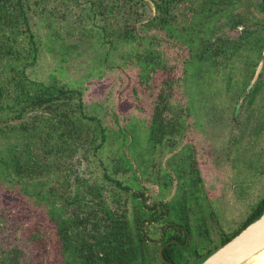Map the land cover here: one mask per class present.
Masks as SVG:
<instances>
[{
  "label": "trees",
  "instance_id": "16d2710c",
  "mask_svg": "<svg viewBox=\"0 0 264 264\" xmlns=\"http://www.w3.org/2000/svg\"><path fill=\"white\" fill-rule=\"evenodd\" d=\"M47 1L0 0V134L8 138L6 145L0 147V183L8 195L7 210L12 212L11 207L16 203L17 191L21 194L22 200L27 198L30 201L29 208L21 210L28 215L27 219L32 223L38 220L46 225L55 241L58 238L65 239V232L70 226L69 219L65 216L68 206H74L72 208L74 217L70 218L74 222L77 218L76 210L81 211L84 207L83 200L89 195L90 199L94 200L103 194L104 187L97 183H81L77 181L80 179L75 181L73 174L69 172L71 171L69 165L80 150L85 157L90 153L95 155V152L104 146V141H107L108 128L98 117L86 112L81 89L57 81L39 80L30 74L38 64L43 48L48 45L47 39L44 40L41 33L34 28L36 24L34 14L42 12L41 16H44L43 11L47 10L44 4ZM67 1L82 7V14L91 25L87 27L86 32L96 40L101 50L106 49L105 58L110 57L113 50L125 51L121 53L124 59L122 64L110 68H120L128 61L133 62L139 69V76L144 77L149 61L151 64L155 63L158 56L155 55L154 47L145 48L148 38L139 32L143 31L144 27L155 26L174 35L179 31L176 11L183 0H153L158 14L148 23H143L142 29H139L136 23L141 20L136 5L142 0H60L62 5ZM262 2L264 4V0ZM258 3H260L258 0H199L198 5L195 4L197 6L191 7L194 11L192 26L196 21L202 22L210 18L212 21L208 23V27L214 32L220 26L215 22L221 18L226 17L232 25L248 20L251 14L245 18L241 13L235 12L236 8L243 4L247 7L251 4L258 7ZM261 26L264 28V18ZM200 27L201 25L198 28L188 27L189 32L183 33L182 40L189 49V52L185 53L187 56L185 68L187 72L191 71L185 78L189 85L198 88L205 77L210 75L209 71L220 64L216 52L219 41L213 46L208 45L207 38L198 36L201 33ZM192 33L194 36H191ZM256 36L255 31H252L246 38L233 41L224 58H230L232 63H235V58L244 48V40H247L245 46L253 49L257 47L260 51L262 46H259ZM149 43L153 45V41ZM64 59L62 57V60ZM35 111L38 112L33 118L23 120ZM160 116L161 112L157 110L154 114L156 128L162 122ZM12 120L20 122L12 124L10 122ZM119 159L124 160V155ZM73 183H76V187L69 190ZM124 188L129 190L128 186ZM34 202L42 204L37 212L32 208ZM57 203L60 204L56 206ZM103 210L112 218L107 234L114 239L113 241H117L119 246L120 244L123 246L120 248L121 252L129 254V259H137L140 253L144 258L147 255L152 258V251L141 247L143 243L138 237L140 232L135 229L133 222L116 218L105 201ZM263 212L264 196L253 205L241 227L224 237L218 245L197 254L196 259L190 264H196V261L203 258L206 253L230 240ZM136 214H140L138 228H141L144 218L151 215L149 210L145 211L142 208H138ZM154 215L155 213L152 214ZM18 218L24 234L29 240L37 242L39 234L31 231V223L26 226L28 220ZM127 238L126 246L124 241ZM172 247H164V258L171 264H177ZM65 249L62 247V250ZM18 254L17 248L0 249V264H15ZM36 257L35 253L34 260Z\"/></svg>",
  "mask_w": 264,
  "mask_h": 264
},
{
  "label": "flooded vegetation",
  "instance_id": "af4514ba",
  "mask_svg": "<svg viewBox=\"0 0 264 264\" xmlns=\"http://www.w3.org/2000/svg\"><path fill=\"white\" fill-rule=\"evenodd\" d=\"M258 2H260L258 7L253 4L250 7H247L246 4L241 5L246 8V13L237 10L241 6L235 10L236 13H241L245 18L248 17V14H251L248 17L249 21L244 20L232 25L224 17V23L220 22L222 18L215 22L216 25L220 26L213 32L208 27V23L212 21L210 18L202 22L196 21L194 22L195 25L192 26L194 11L191 7L197 6V3H199V0H194L190 4L189 20L185 26L180 24L178 10L176 11L179 31L174 35L168 34L160 27L156 28L162 31L165 34L164 36L144 34L148 38L145 48L154 47L155 55L158 57L155 63L151 64L149 61V66L144 71V77H140L138 67L133 62H129L131 67L137 71L136 75L130 78L127 87L124 88V94H126V97H124L125 105L132 106L129 114H126V118L128 117L129 120L125 125L132 132L131 138L126 136L124 127H120V133L123 137L116 144L117 150L111 148V155L108 156L110 162L106 163L102 160L99 166L102 175H96L94 178L90 177L89 173H86L88 165L83 169L82 165L92 158L95 161L98 160L99 154L109 147L111 142L110 133L112 132V129L107 127L99 116L95 115L108 128L107 141H104V146L100 147L95 155L90 153L85 157L83 151L80 150L73 158V167L70 163L71 171L69 172L73 174L75 181L80 179L77 181L90 184L97 183L104 187L103 194L94 200L90 199V195L86 200H83L84 207L81 211L76 210L77 218L74 222L70 220L74 217L72 211L74 206H68L65 216L69 219L68 225L70 226L65 232V239L58 238L54 241L49 228L44 233L40 232V229L34 231L39 234L36 243L42 245L40 248H46L48 260H52L55 264H137L141 260L144 262L152 261L155 264H171L170 261L164 258L163 251L164 247L173 246L172 249L177 264H190L191 261L196 259L197 254L218 245L224 237L232 234L220 228L221 222L214 207L212 206L211 209L210 206L204 205L205 201L200 195L202 176H194L196 172H199V169L196 166L198 161L196 160V150L193 149L194 144L191 135L192 131H198L199 120L190 121L189 119L193 115L200 117L202 109L200 103L209 98V93H216L222 88L225 92H232L234 94L233 98L235 97L238 100L237 107L239 108L245 105L246 102L251 103L260 91L264 83V66L254 85L240 103L264 56V28L261 26L264 15L258 17L255 15V12L264 14V4L262 0H258ZM155 10L157 15L156 6ZM151 19L145 23H148ZM199 25H201L199 38H207L208 45L212 46L219 41L216 52L218 62H220L209 71L210 75L205 77L200 88L192 86V84L189 85L186 81L185 77L191 74V71L187 72L185 68V59L187 58L185 53L186 51L189 52V49L182 41L183 33H188L190 27L198 28ZM224 25L240 30V35L234 38L229 37V35L217 36V31ZM153 27L155 26L144 28L149 32ZM252 31H255L256 38H258L257 42L260 47L262 46V49L259 51L257 47L255 49L249 48L248 45L245 46L247 40H244V48L241 49L239 56L235 58V63H232L230 58L225 59V53L231 49L232 42L240 38H246ZM191 36H194V33ZM166 37L169 40H174L177 44L175 42L171 45H167L168 42L164 44ZM149 41H153V45ZM172 48L175 52L170 55L169 51ZM204 49L207 50V48ZM242 60L243 63L241 64ZM114 69L116 68L112 70ZM180 86H183L185 95L186 89H200V92L196 95L194 101L191 97V100H188L186 95V98L181 102L176 97V91ZM195 103L198 106L197 109L193 108ZM157 110L161 112L162 122L156 128L154 127V114ZM37 112L31 113L37 114ZM34 116L35 114L30 118ZM195 144L197 143L195 142ZM143 145L145 147H141ZM180 145H182V148L179 150ZM157 151L162 154L172 153L168 158V163L172 165V172L165 169V172L159 175L156 171L152 163L156 160ZM121 155H124V160L119 159ZM174 180H176L177 187L174 196L167 201L159 198V201L150 204L149 198L143 190L145 183L155 182L160 192L161 189L167 190ZM125 186H128L129 190L125 189ZM75 187L76 183H73L69 186V190ZM128 196H131V210L126 205L129 200ZM104 201L109 205L112 214L116 218L128 219L131 223H134L135 229L140 232L138 237L143 243L141 247L151 250L152 258L148 255L144 258L143 254L140 253L137 259H129V254L120 251L123 246L121 244L119 246L117 241H113L114 239L107 234L108 225L112 223V218L103 210ZM36 203L42 206L39 202ZM59 204L57 203L56 206ZM114 204L117 205L114 206ZM252 207L253 205L250 211ZM138 208L145 211L149 210V213H151L149 217L144 218L141 228H138V221L140 220V214H136ZM154 213L155 215L152 216ZM143 217L141 218L143 219ZM155 217L158 219H155ZM166 218L172 219L166 220ZM210 218L212 219L211 222L209 221ZM213 232H219V236L214 237ZM124 242L127 246L128 238ZM53 244L55 247H53ZM62 247L66 249L62 250ZM52 248L53 250H51ZM36 254L39 257L37 252Z\"/></svg>",
  "mask_w": 264,
  "mask_h": 264
},
{
  "label": "rangeland",
  "instance_id": "374dc122",
  "mask_svg": "<svg viewBox=\"0 0 264 264\" xmlns=\"http://www.w3.org/2000/svg\"><path fill=\"white\" fill-rule=\"evenodd\" d=\"M193 1L184 0L180 3L178 14L182 26L188 23L190 4ZM44 6L47 9L43 11L44 16H41L42 12L34 14L36 23L34 28L41 33L44 40L47 39L48 45L43 48L39 62L30 74L39 80L57 81L69 87L81 89L87 112L99 116L104 124L112 129L109 147L99 154L97 161L92 158L82 165V169L88 165L86 173L94 178L96 175H102V170L99 169L101 161L110 162L108 156L111 155V148L117 150L116 144L123 137L120 127H124L126 136L131 138L132 132L125 125L129 120L126 114H129L132 106L125 105L124 88L137 71L131 67L129 61V64H124L123 67L109 70L112 66L122 64L124 59L121 53L125 51L113 50L110 57L105 58L106 49L101 50L96 40L86 32L87 27L91 25L82 14V7L69 1L62 5L60 0H48ZM136 6L137 14H141V20L136 23L138 28L142 29L141 25L157 12L153 0H142ZM237 10L246 13L244 6ZM255 15L258 17L264 14L255 12ZM220 22L225 21L222 18ZM142 30L139 33L158 34L159 37L165 35L156 27L149 32L145 28ZM240 32L229 25H224L217 31V36L229 35L234 38L238 37ZM166 42H168L167 45H171L175 41L167 38L164 44ZM174 52L172 48L169 54L172 55ZM62 57L65 59L62 60ZM236 76L238 77V74ZM199 92L200 89H186L187 99L194 101ZM186 95L185 91L183 92V86H180L176 91L177 100L183 102ZM233 96L232 92H225L223 88L216 93H209V98L200 103L202 106L200 117L193 115L189 119L190 121L199 120L198 131H192L191 135L198 161L196 166L199 169L194 176H202L200 195L205 201L204 205L210 206L211 209L214 207L221 222L220 228L230 234L241 226L251 206L264 195V83L251 103L246 102L238 108V100ZM193 108H198L196 103ZM34 114L36 113L28 114L24 120L27 121ZM10 122L19 124L20 120ZM7 142L8 138L0 134V147L5 146ZM181 148L182 145L178 147L179 150ZM157 153L156 160L152 163L156 171L159 175L164 173L165 169L170 172L172 165L168 163V158L172 153L162 154L159 151ZM158 188L153 181L145 183L143 190L150 204L159 201V198L163 201L171 199L177 189L176 180L165 191L161 189L159 192ZM16 195V203L11 207L12 212H10L6 208L8 195L0 183V249L17 248L19 254L15 258V264H55L47 259L48 253L45 247L40 248L42 245L29 240L24 234L18 217L27 219L28 215L21 210H27L30 201L27 198L22 200L21 194L17 191ZM128 199L126 205L131 210V196H128ZM40 206L36 202L32 204L35 212L41 208ZM18 213H20L19 216ZM211 220L210 218L209 221ZM30 223L31 231L40 229L39 231L44 233L48 230L47 226L38 220L34 223L28 220L26 226ZM213 236H219V232H213ZM36 252L39 257L37 256L34 260ZM161 260L163 261L162 258ZM137 264H155V262L141 260Z\"/></svg>",
  "mask_w": 264,
  "mask_h": 264
},
{
  "label": "water",
  "instance_id": "95a60500",
  "mask_svg": "<svg viewBox=\"0 0 264 264\" xmlns=\"http://www.w3.org/2000/svg\"><path fill=\"white\" fill-rule=\"evenodd\" d=\"M264 56L257 68L255 77L243 94L240 103L254 85L262 67ZM264 248V212L230 240L221 244L212 251L206 253L203 258L196 261V264H243L247 259ZM162 255V254H161Z\"/></svg>",
  "mask_w": 264,
  "mask_h": 264
},
{
  "label": "bare ground",
  "instance_id": "6f19581e",
  "mask_svg": "<svg viewBox=\"0 0 264 264\" xmlns=\"http://www.w3.org/2000/svg\"><path fill=\"white\" fill-rule=\"evenodd\" d=\"M243 264H264V248L247 259Z\"/></svg>",
  "mask_w": 264,
  "mask_h": 264
}]
</instances>
